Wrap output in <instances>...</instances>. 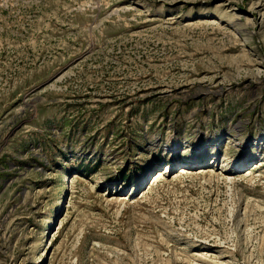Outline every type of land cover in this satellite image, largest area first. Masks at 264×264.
Segmentation results:
<instances>
[{
  "label": "rangeland",
  "instance_id": "374dc122",
  "mask_svg": "<svg viewBox=\"0 0 264 264\" xmlns=\"http://www.w3.org/2000/svg\"><path fill=\"white\" fill-rule=\"evenodd\" d=\"M0 264H264V0H0Z\"/></svg>",
  "mask_w": 264,
  "mask_h": 264
},
{
  "label": "bare ground",
  "instance_id": "6f19581e",
  "mask_svg": "<svg viewBox=\"0 0 264 264\" xmlns=\"http://www.w3.org/2000/svg\"><path fill=\"white\" fill-rule=\"evenodd\" d=\"M160 173V172H159ZM157 174V173H156ZM159 176V175H158Z\"/></svg>",
  "mask_w": 264,
  "mask_h": 264
}]
</instances>
